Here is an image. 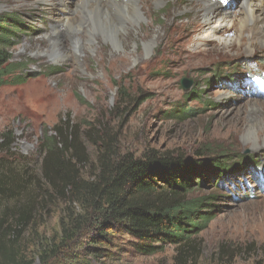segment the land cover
Wrapping results in <instances>:
<instances>
[{"label":"rangeland","instance_id":"1","mask_svg":"<svg viewBox=\"0 0 264 264\" xmlns=\"http://www.w3.org/2000/svg\"><path fill=\"white\" fill-rule=\"evenodd\" d=\"M65 1L73 9L82 8L78 0ZM188 1L158 5L153 0L154 23L151 19L125 40L100 33L87 50L81 47L77 61L65 59L63 53L77 50L74 42L82 33L61 27L58 0H0V15H15L22 24L17 30L22 35L11 50L13 80L0 89V262L4 248L23 264L85 258V246L96 233V217L82 202L69 200L73 187L52 185L42 171L48 155L41 150L45 137L63 136L67 150L61 145L54 159L78 188L94 182L102 156L110 158L115 152L141 156L155 149L205 163L227 152L234 165L216 186L206 183L202 193L219 190L221 208L183 258L174 246L142 255L134 239L121 235L100 246L102 255L85 264H264L263 41L230 55L223 53L229 50L223 45H199L208 52L176 67L169 55L173 50L162 55L161 45L146 56L145 35L150 40L159 34L168 37L166 24L187 26L201 20L199 13H187ZM241 4H228L230 16L221 21L228 33L218 38L236 37L242 25ZM54 29L61 30V43L52 50ZM123 43H128L125 50L119 46ZM185 46L195 48L191 41ZM136 55L142 62L158 61L139 75ZM123 58L126 62L119 60ZM16 77L22 81L15 83ZM183 80L192 82L187 91ZM182 109L193 113L183 116Z\"/></svg>","mask_w":264,"mask_h":264},{"label":"trees","instance_id":"2","mask_svg":"<svg viewBox=\"0 0 264 264\" xmlns=\"http://www.w3.org/2000/svg\"><path fill=\"white\" fill-rule=\"evenodd\" d=\"M21 28L15 15H0V89L13 80L11 50L22 35L17 32ZM15 81L19 83L22 78L16 77ZM194 95L200 99L197 92ZM192 113L182 109L183 116ZM45 138L41 150L48 155L42 167L43 176L54 186L68 183V187L74 188L69 200L82 202L86 212L90 210V215L96 217V233L85 246V258L76 257L62 264H85L87 259L102 255L100 246L112 244L121 235L134 239V246L142 255L152 256L174 246L183 258L195 248V240L209 228L221 208L219 190L213 187L202 193L206 183L216 186L222 178L230 176L234 166L227 152L207 163L155 149L141 156L115 152L110 158L107 154L102 156L94 182L78 188L54 159L61 145L67 150V139ZM202 154L199 152L197 156ZM3 254L0 264H23L5 248Z\"/></svg>","mask_w":264,"mask_h":264},{"label":"bare ground","instance_id":"3","mask_svg":"<svg viewBox=\"0 0 264 264\" xmlns=\"http://www.w3.org/2000/svg\"><path fill=\"white\" fill-rule=\"evenodd\" d=\"M78 1L81 3V9H73L71 2L65 0H58L57 2V6L61 7L59 8V13L61 14V17H59V22L62 24L61 27L63 29L67 27V29L80 31V33H82V36L80 34V37H78L74 42L77 46V50L71 54L63 53L65 59H75L77 61L81 60V51L83 49L87 50L89 48V43H91L96 35H100V33H112L115 34L118 39L123 38V40H125V35H128L131 31H138L139 28L143 27V24H148V22L153 17L150 14L153 0ZM156 1L160 2L158 5H163L162 2L165 0ZM241 1L243 10L240 11L241 16L239 17V20L242 25L238 28L236 37L234 39L227 40L217 37L223 33H228V27L222 24L221 21H224L231 13L227 11V7L228 4L232 2V0H189L188 2H190V4H188L191 8L187 13H199L201 20L192 21L187 26H181L175 21L171 26L169 25L170 27L166 24L165 28L168 37H162V35L158 33V37L150 40L149 37L145 35L146 41H144L146 43V56H148L157 45H161L162 48L160 47V51L162 52V55L166 54L170 50H173L169 55L175 58L174 67H176L182 63H191L193 58L200 57L204 53L208 52V50H202L199 47V45L202 46L203 44L223 45L225 49L229 48V50L223 52L225 55H230V53L234 51L239 53L243 50L241 48L245 46L253 49L258 40L263 41L261 47L264 48V0ZM179 7L180 5H177L175 10H178ZM172 14L174 19L178 16L176 11ZM152 22L154 23L153 19ZM215 22L218 26L213 27ZM233 24L235 23L233 22ZM250 27L251 29L248 34ZM54 30V37L49 39L52 50L58 47V45L61 43L59 37V35H61V30ZM206 32L208 33L203 38L202 35ZM246 34H248V39ZM170 35H172V40L169 43L168 40ZM106 41L109 40L107 39ZM187 41H191V43L194 44V50L190 51L188 47L185 46ZM119 46L121 50H125L126 46H128V43H123V45L120 44ZM81 47L83 49H81ZM249 51L250 50H247V53ZM119 60L126 62V59L124 58ZM115 61L116 60H112V62ZM135 61H138L136 72L137 74L142 75L143 70L148 69L149 65H153L152 62L155 64V61H158V58H154L150 62L146 63L144 61L142 62L141 55H136ZM141 78L146 80L149 78V76H141ZM255 105L258 106L256 103Z\"/></svg>","mask_w":264,"mask_h":264},{"label":"water","instance_id":"4","mask_svg":"<svg viewBox=\"0 0 264 264\" xmlns=\"http://www.w3.org/2000/svg\"><path fill=\"white\" fill-rule=\"evenodd\" d=\"M191 85H192V82L190 80L181 81V86L183 87L185 91H187Z\"/></svg>","mask_w":264,"mask_h":264}]
</instances>
